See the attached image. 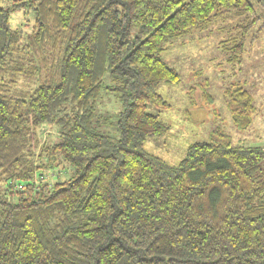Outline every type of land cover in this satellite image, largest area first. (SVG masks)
Masks as SVG:
<instances>
[{"label": "trees", "instance_id": "16d2710c", "mask_svg": "<svg viewBox=\"0 0 264 264\" xmlns=\"http://www.w3.org/2000/svg\"><path fill=\"white\" fill-rule=\"evenodd\" d=\"M254 4L14 0L34 16L24 38L0 5V264H264L263 148L216 127L176 165L143 150L169 128L147 111L168 108L156 88L179 80L166 43L232 18L240 59L264 27ZM102 91L121 103L118 138L94 124ZM224 93L247 131L251 94L240 82Z\"/></svg>", "mask_w": 264, "mask_h": 264}, {"label": "rangeland", "instance_id": "374dc122", "mask_svg": "<svg viewBox=\"0 0 264 264\" xmlns=\"http://www.w3.org/2000/svg\"><path fill=\"white\" fill-rule=\"evenodd\" d=\"M13 1L0 0V5L10 10V28L20 31L24 38L33 27L34 16L30 10L13 8ZM251 1L254 4V0ZM234 23L229 18L206 30L166 43L162 59L178 73L179 80L174 85L160 84L156 88L169 107L157 109L149 106L147 111L157 115L169 128L165 135L146 140L144 151L169 165H176L191 143L209 141L216 127L230 137L234 146L252 145L248 140L244 143L242 140L254 137L255 133L249 128L245 133L235 129L224 92L240 82L253 96L258 113L264 108L260 99L264 92V27L239 59L232 57L233 44L228 41L227 29ZM260 24L264 26V16ZM103 80H108L107 73ZM121 109V103L113 93L102 91L96 105L95 126L118 138L116 120ZM55 138L56 131L52 125L43 128L41 144L53 142ZM50 175L53 181V173L49 172ZM63 176L68 177L66 173Z\"/></svg>", "mask_w": 264, "mask_h": 264}, {"label": "crops", "instance_id": "0c3cea01", "mask_svg": "<svg viewBox=\"0 0 264 264\" xmlns=\"http://www.w3.org/2000/svg\"><path fill=\"white\" fill-rule=\"evenodd\" d=\"M263 93L260 99H262V103L264 104V94ZM253 104H254V99H253ZM260 107H262V105ZM257 113L258 111L255 108V114L252 117L251 125L249 127V129H251V131L255 133V136L254 137L248 136L247 138L249 139H244L242 140V142L244 143L246 140H248V142H250V144L252 145H246V147L257 146V147H261L264 149V108L259 110L258 114Z\"/></svg>", "mask_w": 264, "mask_h": 264}]
</instances>
